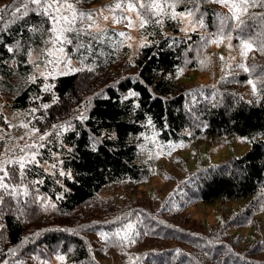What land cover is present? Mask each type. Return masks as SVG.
I'll use <instances>...</instances> for the list:
<instances>
[{
  "label": "trees",
  "instance_id": "16d2710c",
  "mask_svg": "<svg viewBox=\"0 0 264 264\" xmlns=\"http://www.w3.org/2000/svg\"><path fill=\"white\" fill-rule=\"evenodd\" d=\"M96 1L80 0L79 4L90 5ZM188 4H179L175 8L181 11ZM18 5L14 0L8 2L0 19V90L11 95L10 107L24 110L30 123L38 130H43L60 119L68 118L87 94H96L86 113L88 119L83 122L73 119L71 127L59 131V135L49 136L45 147L41 149V156L45 159L53 151L61 152L64 161L62 167L66 171L71 170L72 177L60 176L58 173L53 175L44 172L37 165H29L26 166L22 181L28 187L27 199L19 196L15 203L11 197H6L2 220L6 228L0 232V263L16 252L28 231L52 225L68 226L76 222L73 246L68 249L64 245L61 253L67 261L75 264H97L90 258L87 240L83 235L88 229H82L81 226L91 217L89 206L97 208L95 211L98 214L99 204L93 201L96 197L104 199L98 195L104 186L126 180L140 182L151 177L152 169L138 156V137L146 130L149 119L152 121L150 125L158 131L159 139L163 142L201 140L199 135H203L210 141L235 136L248 144L245 152L189 170L188 178L191 176L195 186L190 198H184L181 202L186 205L190 200L206 205L216 201L221 205L230 201L237 203L236 207L220 211V217L213 224L220 228L204 223L207 226L204 227L205 234L193 238L191 244L201 246L202 251L195 264L217 261L219 255L216 246L207 248L202 245V242L211 245L217 242V232L226 237L222 241L226 246H231L232 239L240 235L244 241L252 244V247L246 249L249 253L254 249L264 253V248L253 246V237H247L240 231L245 227L255 234L253 222L257 221L262 235L259 240L264 239L261 221V213L264 217V95H253L247 86L239 88L248 79L247 75L240 74L239 87L230 91L224 100L215 98L218 102L211 101L204 105L198 99L202 127L197 124L198 117L185 107V96L175 81L176 71L183 66L191 47L202 36H215L214 14L210 7L204 6V11L200 8L205 26L201 31L191 32L189 36L179 34V23L171 17H164L160 24L155 23L156 19L152 18L153 22L139 29L140 34L146 37L148 46L139 48L130 63L127 61L128 46L117 40L114 29L107 27L103 32H75L70 37L72 43L67 45V51L93 70L85 68L83 71L60 74L46 80L38 77L33 82V79L28 78L33 68L28 55L48 41L51 33L45 30L50 27V22L41 23L42 18L34 13L16 19L12 13ZM262 14L264 7L259 6L249 7L247 14L242 15L246 32L258 46L264 41ZM33 26L41 30L32 31ZM235 32L238 34L236 26ZM235 34H228L231 37L234 35L233 42L236 40ZM8 47L13 51L8 52ZM131 68L134 71L132 76L120 77ZM262 68L264 61L261 67L256 68L255 82L256 75ZM47 83L55 86L50 92L43 91V85ZM257 87H260L259 83ZM130 91L139 95L128 96ZM54 95L57 98L55 103ZM43 104H49L50 107L44 109L41 107ZM34 108L37 111L32 112ZM4 122L0 113V124ZM110 135L115 138L108 139ZM92 138H102L96 152L88 147ZM69 147L73 149L71 153L67 151ZM58 196L62 198L57 199ZM48 197L52 200H48ZM240 211L247 214L246 225H224V215L231 220ZM132 216L133 209L129 208L122 218L103 220L100 226L120 229ZM147 228L143 226L138 233L144 244L147 243L148 236L143 230ZM54 232L44 234L48 238L43 242L44 245L50 246L57 240L68 239L66 230L63 233L59 230ZM40 238L41 236L36 237V240L39 241ZM238 257L242 264H263L256 257ZM226 261L227 259L223 260L222 264H231ZM165 263L180 264L178 261Z\"/></svg>",
  "mask_w": 264,
  "mask_h": 264
},
{
  "label": "rangeland",
  "instance_id": "374dc122",
  "mask_svg": "<svg viewBox=\"0 0 264 264\" xmlns=\"http://www.w3.org/2000/svg\"><path fill=\"white\" fill-rule=\"evenodd\" d=\"M10 1L0 0V9L5 10ZM14 1L19 3V0ZM69 2L74 3L76 9L80 12L93 13L92 20L86 17L78 19L75 24L76 29L79 32L104 30L107 27L114 29L117 40L128 46L127 61L129 63L138 51L141 41H147L146 37L139 32V18L136 12L115 8L117 3H122L124 8H126L129 0H97L90 5L75 3L74 0H69ZM235 2L239 3V0H235ZM156 3L160 5L162 12L159 17L153 16L152 18L161 20L164 17L172 18L173 14H176L173 19L178 21L179 34L181 35L189 36L191 32L201 31L202 27L197 24L193 30V25L189 23L193 17L181 16L179 13H186L190 9H196L194 16L199 11L195 16L199 17L202 14L200 8L204 11V6L210 7L211 12L214 14L215 34L220 32L219 23L221 19H224L225 24L233 26L231 32H229L227 27L223 30L226 35L236 33L235 26L237 22L231 19L232 11H230L228 6L217 3L215 0H181L180 3H176V0H156ZM187 3H189L188 6L183 10H176L175 7L177 5H186ZM259 4L260 0H257V6L255 7L259 8ZM170 5H175V7H170ZM15 9L16 7L13 9L14 12ZM1 14H3V11H0V17ZM123 16L130 17L134 26L129 28L127 21L120 19ZM114 17L120 22H114ZM199 18L203 20L201 16ZM89 24L93 26L89 28ZM203 25L205 26L204 22ZM121 32L125 33L126 36H119L118 34ZM74 33H66V35L70 38ZM128 36L132 37V39H128ZM235 36L236 40L234 42L232 39L229 41L224 38L219 43L211 42L216 36H202L200 41L191 47L183 66L176 71L175 81L185 96V107L191 110L198 119L200 115L198 107H201V105L197 104L198 99H201L200 102H203L204 105L211 101L218 102L215 101V98H220L221 101L224 100L230 94V91L239 87L240 74L247 75L248 79L239 88L247 86V89L252 92V87L247 81L253 79L255 82L256 68L261 67L264 55L249 35L253 47L252 50L247 51L246 56H242V48L237 39V34ZM232 38L234 39V35H232ZM67 45V43L62 45L63 54L56 51L54 56L48 55V50L53 49L51 42H46L40 49L30 52L28 61L33 64V68L28 78L32 80L33 77L35 79L42 77L46 80L45 76L50 78L60 75L61 72L65 71L64 64L61 63L56 68L54 64L49 63L50 60L54 61L57 56H62V59L70 58L71 68H89V65L77 58H73L69 54ZM60 47L61 45H56L57 49ZM241 64L249 67V71L245 72L244 68L239 67ZM252 66H255V72L252 71ZM41 73L44 75H41ZM49 73L53 75H48ZM133 74L134 71L131 68L125 71L123 75H120V77L132 76ZM95 94H87L74 107L68 118L56 121L53 125L58 126L57 128L52 125L46 129L33 132V129L37 128L30 123L26 117V112L21 109L11 108V95L0 90V113L5 121L0 124V166L7 168L10 173V180L7 182L13 185H25L21 181L18 164L6 162L9 160L15 161L19 157L24 156L25 153L32 151L38 153L36 160L39 163L28 164L27 166L37 165L44 172L53 175L59 173L62 169L67 173L62 164L58 162L62 160L61 152L53 151L45 159L41 156V149L45 147L49 136L57 134V131L69 128L70 122L77 118L80 112L86 115ZM197 124L202 125L203 121L199 119ZM23 125H27V127ZM47 133H51V135H45ZM41 135H45L44 140L39 139ZM199 136L197 137L201 140L186 141L180 139L178 141L163 142L159 139L158 131L152 125L147 124L146 130L138 137V156L142 162H146L152 169L151 177L140 182L126 180L108 184L98 192V195L104 198L99 200L96 197L93 201L99 204L98 214L95 211L97 208L89 206L91 217L81 226L82 229H88L83 235L87 240V249L91 259L95 260L97 264H166L165 262L167 261H178L180 264H195V260L201 257L202 251L201 246L191 244L193 238L205 234L204 227H207L205 224L213 226L214 222L220 217L221 210L224 211L231 207H236L237 203L230 201L221 205L216 201L211 205H206L190 200L189 204L186 205L181 202L184 198H190L195 186L191 176L188 178L189 170H194L196 167L207 163L220 162L230 155H237L248 149V144L243 143L235 136L221 139L215 138L213 141L204 138L203 135ZM26 144H35L36 147L28 149L25 148ZM40 145H43V147H40ZM21 148H25V150L22 152ZM53 164H56V168L51 167ZM20 190L22 191L23 189L21 188ZM22 197L27 199L26 196ZM48 200L52 199L48 197ZM13 202L17 203L16 199H13ZM129 208L133 209V216L129 221L124 222L120 229H107L100 226L103 220L111 221L113 218H122L125 211ZM246 215L245 211H240L231 220H229V216L224 215V225L230 224L234 227L239 226L233 223L246 225ZM238 220L240 222H237ZM261 221L264 227L262 213ZM75 223L72 222L68 226L52 225L45 229L28 231L23 241L18 245L16 252L11 254L8 260L5 259L0 264H4V262L6 264H75L67 261L64 254L61 253V248L64 245L68 249L73 246L74 241L72 242V238L75 235ZM128 225L132 227L128 228ZM253 225L255 226V234L245 227L241 228L240 231L247 237H253V246L259 245L264 248V239L259 240V236L262 237L261 232H259V223L254 221ZM143 226L145 228L148 226L147 229L143 230L148 236L146 244H144L143 238L138 234ZM166 226L168 227L162 236ZM216 227L220 228L219 225L213 226V228ZM56 230L61 231V233L66 230L68 239L57 240L56 243L50 246L44 245L43 242L48 239L44 234L50 235V233H55L54 231ZM40 236V240L37 241L36 237ZM125 236L127 238H123ZM216 238L217 242L212 243V245L211 243L202 242V245L207 248H214L213 245L216 246L215 249L217 250V255H219L217 261L213 263L207 262V264H222L223 260L226 259L227 263L242 264L238 256L253 259L256 257L258 262L264 264V253H260L255 249L249 253L246 249L252 247V244L244 241L240 235L232 239L231 246L224 245L222 241L226 237L221 232H217ZM58 256H63L64 260L57 259Z\"/></svg>",
  "mask_w": 264,
  "mask_h": 264
},
{
  "label": "snow or ice",
  "instance_id": "6c2138e0",
  "mask_svg": "<svg viewBox=\"0 0 264 264\" xmlns=\"http://www.w3.org/2000/svg\"><path fill=\"white\" fill-rule=\"evenodd\" d=\"M80 0H75V3H79ZM181 0H176V3H180ZM217 3H222L225 6H228L230 11H232V17L231 19L236 21V29H237V39L239 40V44L242 48L241 55L246 56L247 51L252 50V42L250 40L249 34L246 32V26L245 22L241 19L242 14H247L248 8L249 7H255L257 6V0H239V3H236L235 0H215ZM19 7H16L15 12L12 13L16 19H20L23 17H27L29 13H34L35 15L39 16L42 18L41 23L44 21L50 22V27L47 28L45 31L47 33H52L53 35L50 37V40L47 42H51L53 44V49L48 50V55L54 56L56 51H59L61 54H63V47L62 45L67 43L71 44L72 39H70L66 33H72L76 32L77 34L79 33V30L76 29L75 24L78 19H83L87 18L89 20H92L93 18V13H84L80 12L76 9L75 4L69 2V0H19ZM34 6V7H33ZM259 6L264 7V0H260ZM170 7H175V5H170ZM116 9H122V10H127V11H135L137 17L139 18V26L141 29H143L146 25L149 23L153 22L152 17L156 16L159 17L161 15L162 10L160 9V5L156 3V0H129V2L126 5V8H124L122 3H117L115 5ZM0 11H3L0 9ZM196 9H190L186 13L182 12L179 13L181 16H188V17H193L189 21L190 24L193 25V30L195 25L199 24L201 27H203V20L199 17H195ZM19 13V16H16V14ZM176 14H173L172 18H175ZM264 15V14H262ZM2 19V17H0ZM107 19V17H105ZM114 22H120V20L116 19L115 17L113 18ZM120 19L126 20L127 21V26L129 28L133 27V21L131 20L130 17L123 16ZM157 24L162 23V20L156 19L154 21ZM93 25L89 24L88 27L91 28ZM228 28L229 32L232 31V25H227L225 24L224 19L220 20L219 23V29L220 32L217 34H213L216 36L215 39H212V43H219L220 40L227 38L229 41L232 39L230 35H226L224 33V29ZM32 31H40L41 29L39 27L33 26L31 29ZM186 31V29H185ZM103 32V30H101ZM89 34L90 33H86ZM121 37L126 36L125 33L121 32L118 34ZM99 37H94V39H98ZM128 39H132V37L128 36ZM17 44H19V41H17ZM61 45L59 49L56 48V45ZM148 44L146 41H141L139 44V48H144L147 47ZM231 46V45H230ZM131 47V45H129ZM55 50V51H54ZM259 50L264 53V41H261L259 44ZM8 52H12L13 49L11 47L7 48ZM158 55V54H154ZM151 59V57H150ZM223 59V58H221ZM49 63H52L55 65L56 68L59 67L61 63L64 64L65 71L61 72V75H67L70 72H76V71H83V68L79 69H74L71 68V59H62V56H57L56 59L50 60ZM203 63V62H202ZM239 67L244 68L245 72L249 71V67L241 64ZM55 70V69H54ZM92 68H88V71H92ZM252 71L255 72V66H252ZM41 75H44L41 73ZM48 75H53L52 73H49ZM45 79H48V76L44 77ZM33 82H35V77L32 78ZM249 85L252 87V93L253 95L256 94H261L264 95V68H262L256 75V82H254L253 79H249L247 81ZM260 84V87H257V84ZM55 86L52 84H44L43 85V91L45 92H50ZM139 94L135 91H130L128 96L131 97H136ZM128 96L125 97V99L128 98ZM56 97L55 95L53 96V103L56 102ZM42 108L47 109L50 107L49 104H43L41 105ZM86 107V106H85ZM136 107H139V105H136ZM32 112L37 111V109H32ZM77 119H79L81 122L84 120L88 119L86 115H84L83 112H80L79 115L77 116ZM149 124H152L151 119L148 121ZM24 127H27V125H23ZM54 128H57L58 126L53 125ZM63 127V126H60ZM68 127H71L69 124ZM39 131L38 129H33V132ZM59 131H57V135H59ZM45 135H51V133H47ZM45 135H41L39 137L40 140L45 139ZM108 139H113L115 138L114 136L110 135L107 137ZM23 139V137H21ZM102 138H92L88 147L90 148L91 151L96 152L98 150V145L101 142ZM35 144H26L25 148L32 149L35 148ZM40 147H43V145H40ZM25 148H21V151L23 152ZM67 151L71 153L73 149L71 147L67 148ZM38 153L36 151H32L30 153H25L24 156L19 157L15 161L9 160L6 163L9 164H18L19 166V175L21 178V181H23L24 175H25V169L28 164H38L39 161L36 160V156ZM75 159V157H73ZM60 164H63L64 161L60 160L58 161ZM52 168H56V164L51 165ZM0 232H2L5 228L6 225L2 222L3 220V215H4V207L6 205V197H11L14 200L17 199L19 196H27L29 195L28 189L26 185L22 184H17L13 185L7 181L10 180V173L7 168L0 166ZM60 176L67 175L69 178L72 177L71 170H68L67 173L62 169L58 173ZM59 182V181H58ZM38 183H42V181H38ZM23 189L22 191L20 189ZM62 196H58L57 199H61ZM53 207L55 205H52ZM9 210H11V206L9 205ZM23 213H21L22 215ZM128 228H131V225L127 226ZM118 234V233H117ZM123 238H127L126 236ZM57 259L63 261L64 257L63 256H58ZM6 264V262H4Z\"/></svg>",
  "mask_w": 264,
  "mask_h": 264
}]
</instances>
